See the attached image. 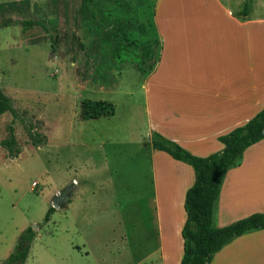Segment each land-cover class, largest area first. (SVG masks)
Returning <instances> with one entry per match:
<instances>
[{
  "label": "rangeland",
  "instance_id": "1",
  "mask_svg": "<svg viewBox=\"0 0 264 264\" xmlns=\"http://www.w3.org/2000/svg\"><path fill=\"white\" fill-rule=\"evenodd\" d=\"M156 2L0 0V19L42 23L25 32L20 24L0 28V87L14 109L0 115V264L28 227L35 235L24 264H161L146 148L145 77L135 61L144 39L156 38ZM169 3L171 9L213 5L189 14L210 25L211 37L233 39L235 26L218 2ZM140 23L146 33H139L134 46L122 32L138 34ZM84 99L110 101L114 114L82 120ZM11 130L14 156L2 144ZM35 137L45 143L34 145ZM167 157L153 156V163L173 166L176 160ZM168 223L174 229L175 213ZM165 240L171 254L165 264H176L181 237ZM147 252L151 258L144 259Z\"/></svg>",
  "mask_w": 264,
  "mask_h": 264
},
{
  "label": "crops",
  "instance_id": "2",
  "mask_svg": "<svg viewBox=\"0 0 264 264\" xmlns=\"http://www.w3.org/2000/svg\"><path fill=\"white\" fill-rule=\"evenodd\" d=\"M212 1L227 11L229 23L235 26L233 39L211 37L210 25L204 26L189 14L192 6L171 9L169 0H157L154 31L160 53L150 71L142 74L137 70L145 77L148 137L156 131L197 156L220 151V135L245 124L264 108V0L254 5L252 0H227L228 6L222 0ZM210 6H200L193 12L203 13ZM146 148L152 160L151 198L159 238L155 251L160 253V263L165 264L171 258L165 250V238L180 236L175 260L180 264L181 229L186 218L183 203L194 172L189 164L174 158V167L154 164L153 156L168 161L169 154L154 148L150 141ZM254 212H264V138L246 148L226 171L212 223L224 226ZM172 213L178 221L174 229L168 226ZM151 253L143 258H151ZM210 264H264V228L235 237L214 254Z\"/></svg>",
  "mask_w": 264,
  "mask_h": 264
},
{
  "label": "trees",
  "instance_id": "3",
  "mask_svg": "<svg viewBox=\"0 0 264 264\" xmlns=\"http://www.w3.org/2000/svg\"><path fill=\"white\" fill-rule=\"evenodd\" d=\"M89 2L90 0H82V6H87ZM246 6L247 2L244 10ZM12 24H20L24 32L33 26H42L38 20H19L10 17L0 19V28ZM138 29V34L122 32L124 39L134 46L138 44L139 33H146L144 23H140ZM144 40L141 45L139 44L141 58L135 60L136 68L142 74L153 68L159 46L157 38L152 40L145 38ZM6 111L14 113L11 98L0 87V115ZM113 114L114 105L110 101L84 99L80 103L79 117L82 120L112 116ZM262 138H264V108L245 124L220 135L218 140L223 144V148L207 156L194 155L160 133L156 131L151 133L150 143L154 148L163 150L172 158L189 164L194 172V181L187 188L183 203L186 218L181 229L183 253L180 264H210L214 254L235 237L264 228V212H254L220 227L214 226L212 223L214 205L226 171L238 162L246 148ZM33 143L41 145L45 143V138L35 137ZM2 144L8 147L12 156L15 155L17 148L13 130H11L10 137ZM53 211L54 207L48 208L44 216L45 222L49 220ZM34 235L31 227L26 228L21 233L14 250L2 264H24Z\"/></svg>",
  "mask_w": 264,
  "mask_h": 264
},
{
  "label": "built area",
  "instance_id": "4",
  "mask_svg": "<svg viewBox=\"0 0 264 264\" xmlns=\"http://www.w3.org/2000/svg\"><path fill=\"white\" fill-rule=\"evenodd\" d=\"M32 185H33V186H36V185H37V183H36V182H33V183H32Z\"/></svg>",
  "mask_w": 264,
  "mask_h": 264
},
{
  "label": "water",
  "instance_id": "5",
  "mask_svg": "<svg viewBox=\"0 0 264 264\" xmlns=\"http://www.w3.org/2000/svg\"><path fill=\"white\" fill-rule=\"evenodd\" d=\"M54 206L57 207V204L54 203ZM34 226H36V225H34Z\"/></svg>",
  "mask_w": 264,
  "mask_h": 264
}]
</instances>
